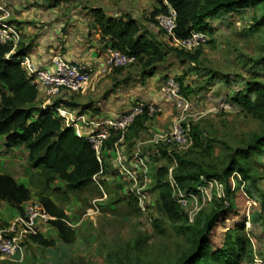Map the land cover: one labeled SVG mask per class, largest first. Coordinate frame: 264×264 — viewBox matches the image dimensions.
Listing matches in <instances>:
<instances>
[{
    "label": "rangeland",
    "instance_id": "rangeland-1",
    "mask_svg": "<svg viewBox=\"0 0 264 264\" xmlns=\"http://www.w3.org/2000/svg\"><path fill=\"white\" fill-rule=\"evenodd\" d=\"M126 1L128 9H118L119 12H129L142 30L167 44L165 35L149 21L157 6L155 0ZM263 16L264 6L259 3H245L230 13H220L211 22L212 31L200 46L197 61H183L169 55L164 64L171 66L168 75L185 76L184 84L190 90L186 95L181 94L187 100V107L172 103L173 110L169 115L176 123H188L190 128H195L197 137L193 136V145L170 155L151 141L154 138L149 129L151 123L144 126L142 122H136V131L131 129L132 124L118 142L119 160L123 163H119L118 156L112 152L103 155L106 167L99 177L102 185V189L98 187L99 192L93 187L71 191L59 178L48 182L49 173L32 166L24 145L8 148L5 137L0 136V172L12 174L30 188L31 200L37 201L43 194L62 206L75 234L74 243L65 244L48 220L42 221L41 235L54 243L42 246L26 240L24 252L18 254L14 262L13 258H2L0 263L175 264L182 254L193 248L196 233L192 227L202 217L200 214L218 206L220 198H225L223 204L227 209L217 222L214 240H221L225 230L243 223L254 243L253 250L260 255L256 239L264 238L261 203L264 200V152L239 157L253 178L244 180L237 170L232 171L226 177L230 187L228 195L221 180H208L204 176L200 177L201 183L193 184L195 192L180 190L175 187L173 172L195 173L200 165L208 172L221 173L235 149L246 147L256 135L264 134V110L255 114L226 100L230 90L244 87L246 79L264 83ZM3 88L0 83V89ZM251 98L254 99L255 94ZM160 115L153 117L156 119ZM141 129L142 140L140 137L132 140ZM160 129L162 134L170 131L169 128ZM141 156L143 165L138 168L134 182L124 178L123 164L130 166ZM178 158L184 160L187 167L178 166ZM160 178L174 186L173 196L187 220L172 221L160 212L155 190V183ZM131 190L142 198V202L130 199ZM89 209L93 212L87 213ZM21 212L22 209L18 213Z\"/></svg>",
    "mask_w": 264,
    "mask_h": 264
},
{
    "label": "trees",
    "instance_id": "trees-1",
    "mask_svg": "<svg viewBox=\"0 0 264 264\" xmlns=\"http://www.w3.org/2000/svg\"><path fill=\"white\" fill-rule=\"evenodd\" d=\"M165 1L175 11L174 35L179 39L187 38L192 30L209 34L212 31L211 22L218 14L240 9L245 3H259L264 6V0H155L157 6L152 10L149 21L156 24L155 17L160 13H167ZM90 12L97 32L109 38L110 48L134 56L135 63L141 66L142 75H152L162 67L169 55H174L183 61L195 62L201 54L200 47L193 51H184L171 46L168 39L167 44L159 42L153 34L142 30L129 12L112 15L97 7L91 8ZM24 50L25 48L19 44L14 52L6 57L10 45L0 43V83L4 87L0 89V136L5 137L8 148L24 145L27 149V159L32 166L49 173L48 182L59 178L71 191L80 192L90 188L98 191L93 176L100 170L104 171L105 163L99 162L87 140L75 135L72 128L64 127L58 118L53 117L50 109H43L37 103L39 102L37 88L31 83L17 60ZM167 76L165 75L163 79ZM184 77H174V79L179 85L180 93L186 95L190 90L188 85L184 84ZM243 86L237 90H230L226 100L235 107L243 106L255 114L264 110V83L246 79ZM252 94H255L254 99L251 98ZM59 103L67 106L75 105L66 99L56 100L54 104ZM141 117L146 115L139 116L133 125H136V122L143 123V119L140 121ZM135 125L132 128H135ZM191 132H194L191 134L192 138L197 137L194 127L191 128ZM118 139L119 134L112 133L104 143V148H112ZM263 147L264 134L256 135L246 147L237 148L229 155V161L221 173L208 172L197 165L198 170L191 174H185L183 170H174V181L180 190L193 193L196 191L193 184L201 183L200 177L204 176L208 180L218 179L225 184L228 195L230 187L226 177L232 171L237 170L244 180L253 178L239 157L246 158L264 152ZM160 148L167 152L166 148L162 146ZM179 152L182 151L172 152L171 155ZM177 165L182 168L187 167L181 158H178ZM160 169L164 171L166 168ZM155 190L156 204L166 218L172 221L187 220V215L178 207L177 200L173 196V187L169 182L160 178L155 183ZM31 197L30 188L18 182L9 173L0 172V201L6 202L19 212ZM130 199L137 201L134 196H130ZM218 201H220L218 206L200 214L202 217L192 227L196 233L194 246L190 251L182 254L175 264L253 262L252 240L247 235L243 223L225 230L221 240H214L213 232L217 222L227 209L223 204L225 198H220ZM38 202L48 214V223L56 229L58 238L65 244L74 243V230L68 222L64 208L43 194L39 195ZM261 203L264 209V200ZM4 225L5 223L0 222V228ZM30 242L42 246H51L54 243L52 239L47 240L41 233L31 236Z\"/></svg>",
    "mask_w": 264,
    "mask_h": 264
},
{
    "label": "built area",
    "instance_id": "built-area-1",
    "mask_svg": "<svg viewBox=\"0 0 264 264\" xmlns=\"http://www.w3.org/2000/svg\"><path fill=\"white\" fill-rule=\"evenodd\" d=\"M165 4L167 13H160L155 19L157 28L167 37L171 46L184 51H193L206 42L209 35L200 30H192L187 38H176L174 35L175 11L167 1ZM8 17V8L4 1L0 0V43L10 45V51L6 57L14 52L21 41V29L15 23L10 22ZM17 60L31 83L37 88L39 105L43 109H50L53 117L58 118L64 127L72 128L75 135L87 140L94 149L99 162L103 161L102 156L106 152H112L118 156L117 160L122 164V160H119L121 150L117 146L128 128L141 115L153 117L164 112V106L161 103L138 99L129 109L113 117L89 119L74 111L70 106L63 103L54 104L56 100H65L72 93L84 90L92 77V68L89 64L72 61L62 54L52 56L48 66L43 67H36L26 54L20 55ZM135 61V57L130 54L110 47L107 49L105 64L110 69L124 68L134 64ZM160 90L167 102L175 103L178 107L182 105L184 108L187 107V100L181 95L179 85L173 75H168L163 80ZM112 133L119 134V139L112 148L106 149L104 143ZM151 141L156 147L166 148L170 155L175 151H184L193 142L190 125L177 122L170 132L156 135ZM143 161L141 156L137 157V160L130 166L123 164L124 178L134 182L138 168L142 167ZM101 174L102 170L93 176V182L100 189H102L99 180ZM172 187L174 190L173 185ZM175 187H177L176 184ZM131 195L137 201L142 202V198L134 190L128 194V196ZM182 203L185 204V201L182 200ZM90 212H93V209L87 210V213ZM48 219V214L38 200H28L23 205L22 212L0 228V258H9L23 253L25 241H30L31 236L40 233V223ZM253 263L261 264L257 259Z\"/></svg>",
    "mask_w": 264,
    "mask_h": 264
},
{
    "label": "crops",
    "instance_id": "crops-1",
    "mask_svg": "<svg viewBox=\"0 0 264 264\" xmlns=\"http://www.w3.org/2000/svg\"><path fill=\"white\" fill-rule=\"evenodd\" d=\"M3 1L9 11V21L21 29L19 44L25 48L22 54H26L36 67L48 66L50 58L58 54L91 66L92 77L88 85L84 90L72 93L66 99L75 104L70 106L74 111L89 119L113 117L129 109L135 100L143 99L164 106V113L156 119L141 117L140 121L143 119V125L149 126L151 123L149 129L154 136L162 135L161 127L169 128L170 131L173 129L176 124L175 118H170L169 115L173 110V104L164 100L160 90L163 77L169 74L171 66L166 67L165 62L152 75L146 76L142 75L139 63L115 69H110L105 64L107 49L110 47L109 38L97 32L90 10L97 7L108 14L119 15L121 13L118 9L126 10L129 7L126 0ZM165 39L167 41V37ZM131 129L136 131V127ZM141 133L142 129L135 133L138 135L132 140L138 137L142 140ZM17 214L18 210L0 201V222L7 223ZM256 242L261 252L257 255L254 250V254L257 261L262 264L264 238H257ZM252 244L254 246V243ZM9 258H13L14 262L18 254Z\"/></svg>",
    "mask_w": 264,
    "mask_h": 264
}]
</instances>
